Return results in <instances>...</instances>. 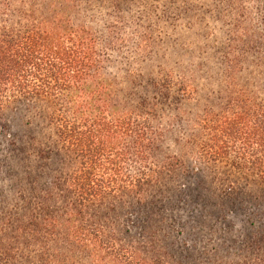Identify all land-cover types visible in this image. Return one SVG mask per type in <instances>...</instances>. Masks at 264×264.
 I'll return each mask as SVG.
<instances>
[{
	"label": "trees",
	"instance_id": "trees-1",
	"mask_svg": "<svg viewBox=\"0 0 264 264\" xmlns=\"http://www.w3.org/2000/svg\"><path fill=\"white\" fill-rule=\"evenodd\" d=\"M145 1L0 0V114L10 108L22 120L20 109L30 114L46 103L43 119L56 144L79 160L70 173L55 171L59 155L27 121L30 143H12L3 161L26 193L19 191L22 205L0 214V264H264V187L257 196L233 189L222 194L187 166L184 154L164 153L172 121L162 106L169 107L173 89L188 97L197 93L191 69L158 65L154 76L149 66L139 76L141 95L123 90L110 72L111 53L128 43L141 57L160 51L158 58L174 60L180 42L167 32L157 40L153 28L166 21L162 27L175 30L178 17H170L166 4L177 0H152L162 6L156 23L151 18L159 7ZM93 3L113 9L105 31L97 27ZM237 12L225 52L222 104L199 118L197 153L187 155L230 161L264 183V79L242 80L251 53L260 57L256 66L264 76V31L247 24L252 19L240 3ZM128 19L147 23L128 34L120 28ZM177 170L195 183L174 186ZM186 205L200 209L187 211ZM242 205H257L250 212L257 220H241L236 230L237 221L226 216L243 212ZM185 210L199 226L193 233L212 232L201 253L180 244L171 230L173 214ZM231 231L247 234L242 246L228 236ZM235 247L251 256L239 257Z\"/></svg>",
	"mask_w": 264,
	"mask_h": 264
},
{
	"label": "rangeland",
	"instance_id": "rangeland-1",
	"mask_svg": "<svg viewBox=\"0 0 264 264\" xmlns=\"http://www.w3.org/2000/svg\"><path fill=\"white\" fill-rule=\"evenodd\" d=\"M107 3L110 6L109 0ZM144 3H154L159 7L156 13L152 14L151 18L152 23H156L157 20L155 17L161 16L160 10L162 6L152 0H146ZM239 3L248 10V16L245 15V17H248V20L249 18L250 20L252 19V23L249 22L247 24L256 30L264 31V0H177L171 7L170 3L166 4V10L170 17L176 16L179 18L172 20V23L175 24V30L170 29L168 32L163 28L162 25L166 21L158 23L153 28L154 36L157 40H164L167 32L177 43L180 42V45L172 52L174 53V60H165L167 54L164 59L158 58L162 56L160 51L158 56H153L150 59L141 57L136 47L132 43H128L122 49L121 53H111L112 63L109 65V69L118 79V83L123 90L128 93H134L133 91H136L140 95L143 93V89L139 85H144V81H141L139 76L141 74H148L147 71L149 69L147 68L149 66L154 69V76L159 72L158 65L168 69H191L197 93L193 97H188L173 89L170 91L171 98L168 103L169 107L166 105L162 106V109L165 111L164 113L172 121V133L169 135L163 147L164 153L177 155V157L184 154L185 158H187V166L193 168L196 173L203 172L207 179H209V182L211 181L213 183V187L215 186L222 194H225L224 192H230L233 189L236 192L244 191L257 196L259 195L260 186L264 187V183H260L261 181L252 178L253 176L251 175H245L239 172L232 166L230 161H213L203 158L197 159L196 157L194 159L188 156L197 153L195 152V143L198 142L199 138L195 137L199 134V128L195 124L204 115L205 110L213 109L217 111L219 105L222 104L221 99L224 97L223 71L225 69V52L229 44L228 38L231 27L236 18H238L237 10ZM92 5L97 7L93 12L99 22L100 27H97L100 31H105L103 29L105 28L104 25L110 21L107 14H112L113 9L108 6L103 9L97 3H93ZM168 7L170 8L167 9ZM139 8L143 10V6ZM176 8L178 10L172 11ZM180 12H182V16H178ZM83 13L86 16L85 12ZM124 15L128 16L126 13ZM128 21L124 22L120 27L122 31L125 30L128 34H131L132 29H138L140 24L145 25L147 23L144 20L131 21V19H128ZM262 53H264V50ZM247 59L248 61L244 65L247 70L242 73L244 77L241 75V79L243 77L244 79L242 80L246 79L247 82L264 79V76L261 75L263 68L261 69V66H256L260 57L255 55V53H251L247 56ZM133 82L136 84L135 86L132 85ZM157 97L161 100V97L158 95ZM35 108V111L30 114L20 109V112L25 113L22 120H19L10 108H6L4 113L2 115L0 114V214H4L7 209H13L15 205H22L19 191L22 193L25 191L26 193V186H18L15 174L3 164V161L5 156L9 157L11 154L12 143L17 142L20 145L30 143V140L25 138L28 135V129H25L27 127V121L30 120L33 123V127L37 128V132L46 135L43 137L42 134H39V137L42 142L47 143V146L59 155V157H55V171L60 170L65 171V173H70L79 167L77 157L60 150L56 144L57 139L53 129L48 128L43 119L49 111V106L46 103L39 102ZM190 139H193V142L185 145L186 141ZM172 178L174 186H181L182 188L195 183V180L184 181L181 177V172L178 170L172 172ZM242 206L243 212L239 214L229 212L230 215L226 216L227 220L233 217L237 221L236 230H240L242 221L246 222L249 218L254 221L257 220V217L252 216L250 213L257 205ZM185 209L187 211L189 209L192 211L197 210L198 212L200 207L197 205H186ZM186 210L185 212L177 211L173 214L174 220L171 221V230L174 231L173 235L180 244L185 242L190 247L194 245L196 250L201 253L205 250L206 240L211 237L212 232L208 229L200 228V232L196 231L193 233L192 226L194 225L196 227L195 230L199 226L197 227L192 223L196 221H193V215L191 217L192 219L187 216ZM178 216H181V218ZM184 222H187V225L184 226ZM227 234L231 239H235L240 246L243 245L247 235L240 231H231ZM193 235H196V237L194 238ZM201 236H204L203 241L200 240ZM213 238H215V234ZM240 248L235 247L233 249L234 253L239 257L251 256L248 249Z\"/></svg>",
	"mask_w": 264,
	"mask_h": 264
}]
</instances>
